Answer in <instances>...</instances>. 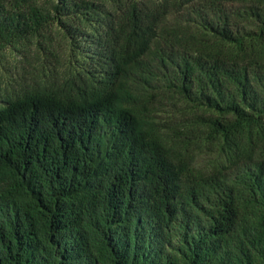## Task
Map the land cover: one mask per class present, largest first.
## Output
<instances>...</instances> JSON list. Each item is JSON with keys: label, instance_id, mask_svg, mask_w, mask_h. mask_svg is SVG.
<instances>
[{"label": "trees", "instance_id": "trees-1", "mask_svg": "<svg viewBox=\"0 0 264 264\" xmlns=\"http://www.w3.org/2000/svg\"><path fill=\"white\" fill-rule=\"evenodd\" d=\"M0 264H264V0H0Z\"/></svg>", "mask_w": 264, "mask_h": 264}, {"label": "rangeland", "instance_id": "rangeland-1", "mask_svg": "<svg viewBox=\"0 0 264 264\" xmlns=\"http://www.w3.org/2000/svg\"><path fill=\"white\" fill-rule=\"evenodd\" d=\"M203 161H205V157L202 156V157L200 158V163H202Z\"/></svg>", "mask_w": 264, "mask_h": 264}]
</instances>
